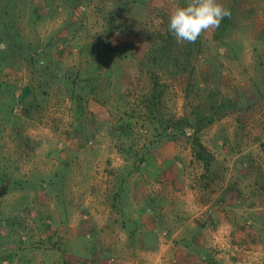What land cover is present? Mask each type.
I'll list each match as a JSON object with an SVG mask.
<instances>
[{
    "label": "rangeland",
    "instance_id": "374dc122",
    "mask_svg": "<svg viewBox=\"0 0 264 264\" xmlns=\"http://www.w3.org/2000/svg\"><path fill=\"white\" fill-rule=\"evenodd\" d=\"M188 2L0 0V264H264V0H218L219 28L149 65ZM154 80L207 169L192 128L151 122Z\"/></svg>",
    "mask_w": 264,
    "mask_h": 264
},
{
    "label": "trees",
    "instance_id": "16d2710c",
    "mask_svg": "<svg viewBox=\"0 0 264 264\" xmlns=\"http://www.w3.org/2000/svg\"><path fill=\"white\" fill-rule=\"evenodd\" d=\"M156 36L157 39L155 42H153L150 45V53H148L146 62L151 65V66H156V64L158 63H162L164 62L166 65L169 64L170 62V57H171V52L169 51L170 47H172L173 44L179 45L181 46V43H177V41L175 40V38L168 32V29L166 32H164L163 34H157ZM159 43H163V46L161 49H163L162 55L158 56L157 55V47L159 45ZM166 45V46H165ZM168 46V48H166ZM190 46L191 45H186L185 49L187 51H190ZM178 58V56H174V61H176V59ZM0 64H3V62H0ZM173 67H176V64L173 63ZM153 86L151 87V91L148 94V96L146 97L145 101H144V108L146 110H148L150 118H151V122H153L154 120H156L155 123H157V125H159L160 127L162 126L163 128V132H165V136H169L172 137L175 135V132L177 133V131L182 130L184 127H190V123L188 122V120L186 118H180L178 120L172 119L171 117L168 116V118L166 119H162L159 116V113H163V108L161 106V101H162V97H161V86L160 84L157 82V80L153 81ZM77 81H74L73 84H76ZM0 85H2V83H0ZM32 92L31 87H24L20 94L17 96H13V98L11 97V104L9 105V110L13 109L15 103L17 102V104L21 103L23 104V102L25 101L26 97L28 95H30ZM14 102V103H13ZM22 107V105H20ZM26 107V105H24ZM24 108V107H23ZM29 109V107H27ZM202 116V118H204L205 120L203 121L204 124L202 125H207L210 124L213 120L214 117L212 115H210L208 118L205 117L206 115L203 113L200 114ZM169 130H171V133H169ZM198 130V129H196ZM196 130L193 129V134H191L190 139L191 138H195L194 136H196ZM196 140L193 142V147H192V153L194 154V157L196 158L197 161L201 162L204 166V168H208L209 164H210V152L209 150L202 145L197 138H195ZM141 160H143V158H141ZM144 162V161H143ZM3 179V177H2ZM5 189H1L0 190V197L4 196L6 194ZM125 226V225H124ZM84 262V261H82Z\"/></svg>",
    "mask_w": 264,
    "mask_h": 264
},
{
    "label": "clouds",
    "instance_id": "9594fccd",
    "mask_svg": "<svg viewBox=\"0 0 264 264\" xmlns=\"http://www.w3.org/2000/svg\"><path fill=\"white\" fill-rule=\"evenodd\" d=\"M231 12L218 0H189L185 6L174 7L168 17V32L177 43H195L202 33L219 28ZM6 45H0V50Z\"/></svg>",
    "mask_w": 264,
    "mask_h": 264
},
{
    "label": "crops",
    "instance_id": "0c3cea01",
    "mask_svg": "<svg viewBox=\"0 0 264 264\" xmlns=\"http://www.w3.org/2000/svg\"><path fill=\"white\" fill-rule=\"evenodd\" d=\"M109 211H111V210H109ZM109 216H111L112 217V214H110L109 213ZM115 220H116V218H115ZM118 221V220H117ZM111 222H112V219H111ZM113 222H115V221H113ZM112 222V223H113ZM122 224H121V229H124V219H122L121 221H120ZM120 222H118V223H120ZM63 229H66V226H64L63 227ZM93 229H95L94 227H93ZM98 229V230H97ZM96 230L97 231H95V234H96V236L97 237H100V235H101V232L104 230L103 229V227H102V225H99L98 226V228H97ZM74 231V230H73ZM72 231V232H73ZM60 233H62V234H59V236H60V238H62L61 239V241H63V244L64 245H60V247H59V249H52V250H50L52 253H54L55 255H56V258H54L53 260H55V259H58V257L59 256H63L64 258H65V260H67V256H69L68 255V253H66L65 251H66V249H68V244H69V239H70V235H69V230H66L64 233L63 232H60ZM67 233H68V235H67ZM78 233V232H77ZM76 234V233H75ZM137 234V233H136ZM102 238V237H101ZM60 241V242H61ZM70 245V244H69ZM15 250V249H14ZM65 250V251H64ZM13 252H15V251H13ZM16 257H17V255H16ZM18 259H19V257H17ZM54 263H51L50 262V260H49V263H47V264H59V262H55V261H53ZM4 264H7V263H5L4 262ZM17 264H28V263H22L21 261L19 262V263H17ZM33 264V263H32ZM43 264V263H42ZM60 264H62V263H60ZM63 264H68V262L67 261H65ZM98 264H103L102 262H98Z\"/></svg>",
    "mask_w": 264,
    "mask_h": 264
},
{
    "label": "built area",
    "instance_id": "2783aa9c",
    "mask_svg": "<svg viewBox=\"0 0 264 264\" xmlns=\"http://www.w3.org/2000/svg\"><path fill=\"white\" fill-rule=\"evenodd\" d=\"M76 264H93V263H91V262H79V263H76Z\"/></svg>",
    "mask_w": 264,
    "mask_h": 264
}]
</instances>
